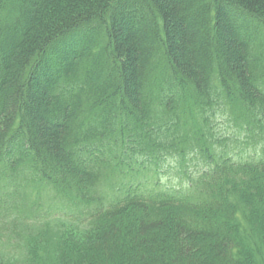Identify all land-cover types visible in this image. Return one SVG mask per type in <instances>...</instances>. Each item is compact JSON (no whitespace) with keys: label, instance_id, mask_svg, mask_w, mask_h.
<instances>
[{"label":"trees","instance_id":"16d2710c","mask_svg":"<svg viewBox=\"0 0 264 264\" xmlns=\"http://www.w3.org/2000/svg\"><path fill=\"white\" fill-rule=\"evenodd\" d=\"M0 264H264V0H0Z\"/></svg>","mask_w":264,"mask_h":264},{"label":"rangeland","instance_id":"374dc122","mask_svg":"<svg viewBox=\"0 0 264 264\" xmlns=\"http://www.w3.org/2000/svg\"><path fill=\"white\" fill-rule=\"evenodd\" d=\"M260 37H261V35L259 36L258 39H261ZM50 64H51V66H53L54 62H52V63H50ZM54 66H55V65H54ZM153 93H154V95L159 94V92H158V90H157L156 88L153 89ZM10 149H11V148H10ZM191 168H192V167H191ZM163 177H164V178H163V181L169 180V181H171L172 183H176V182H177L176 179H171L172 177L169 178V176H167V175H165V176H163ZM57 215H61V216H63V217L67 216V215H63L61 212H59Z\"/></svg>","mask_w":264,"mask_h":264}]
</instances>
